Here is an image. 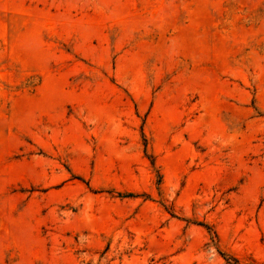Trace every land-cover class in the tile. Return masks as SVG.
Segmentation results:
<instances>
[{"label": "rangeland", "instance_id": "obj_1", "mask_svg": "<svg viewBox=\"0 0 264 264\" xmlns=\"http://www.w3.org/2000/svg\"><path fill=\"white\" fill-rule=\"evenodd\" d=\"M233 258L264 264V0H0V264Z\"/></svg>", "mask_w": 264, "mask_h": 264}, {"label": "trees", "instance_id": "obj_2", "mask_svg": "<svg viewBox=\"0 0 264 264\" xmlns=\"http://www.w3.org/2000/svg\"><path fill=\"white\" fill-rule=\"evenodd\" d=\"M204 226H206V225H204ZM232 260L234 261V263H232V264H237L235 258H233Z\"/></svg>", "mask_w": 264, "mask_h": 264}]
</instances>
